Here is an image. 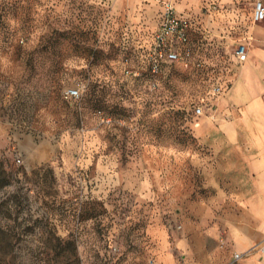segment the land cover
Listing matches in <instances>:
<instances>
[{
	"label": "rangeland",
	"instance_id": "1",
	"mask_svg": "<svg viewBox=\"0 0 264 264\" xmlns=\"http://www.w3.org/2000/svg\"><path fill=\"white\" fill-rule=\"evenodd\" d=\"M255 1L0 0V264L219 263L251 186L217 100ZM166 3L197 31L151 75Z\"/></svg>",
	"mask_w": 264,
	"mask_h": 264
},
{
	"label": "crops",
	"instance_id": "2",
	"mask_svg": "<svg viewBox=\"0 0 264 264\" xmlns=\"http://www.w3.org/2000/svg\"><path fill=\"white\" fill-rule=\"evenodd\" d=\"M191 17L197 25L198 15ZM239 46L246 58L239 62L234 54L235 78L217 100V135L246 156L251 188L242 198L247 202L242 212H222L225 251L218 264L233 254L241 255L235 264H264V24L252 30L248 45Z\"/></svg>",
	"mask_w": 264,
	"mask_h": 264
},
{
	"label": "built area",
	"instance_id": "3",
	"mask_svg": "<svg viewBox=\"0 0 264 264\" xmlns=\"http://www.w3.org/2000/svg\"><path fill=\"white\" fill-rule=\"evenodd\" d=\"M252 20L254 22L264 20V3L262 0H256L253 3ZM196 31L197 27L191 16L177 12L172 4L166 3L159 24L152 36L147 54L148 59L154 62H183L189 56V51L183 47L188 44L190 35ZM235 56L239 62L245 60L244 46L235 50ZM67 94L69 97H76L78 92L70 89ZM195 113L196 115L202 114L201 108H197ZM240 258V254H234L232 262L236 263Z\"/></svg>",
	"mask_w": 264,
	"mask_h": 264
},
{
	"label": "trees",
	"instance_id": "4",
	"mask_svg": "<svg viewBox=\"0 0 264 264\" xmlns=\"http://www.w3.org/2000/svg\"><path fill=\"white\" fill-rule=\"evenodd\" d=\"M153 33L154 32L151 33L150 40L149 41H145V44L139 48L140 56H141V59H142V62H143V67H144L142 71L148 72L151 75L160 73L163 70H165L167 68H171L174 64H176V63L167 62V61L154 62V61L148 59V55L147 54H148V51H149V46H150L151 41H152ZM195 34H196V32H193L190 35V39L188 41L189 45H190L191 37L193 35H195ZM188 44H187V46H188ZM187 46L183 47V49L184 48L186 49Z\"/></svg>",
	"mask_w": 264,
	"mask_h": 264
}]
</instances>
